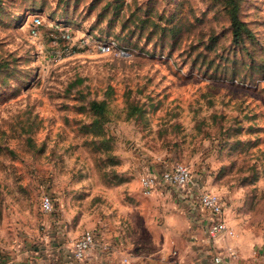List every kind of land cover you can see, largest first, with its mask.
Instances as JSON below:
<instances>
[{
  "label": "rangeland",
  "instance_id": "1",
  "mask_svg": "<svg viewBox=\"0 0 264 264\" xmlns=\"http://www.w3.org/2000/svg\"><path fill=\"white\" fill-rule=\"evenodd\" d=\"M226 2L0 0V256L49 249L54 227L150 250L127 213L147 208L140 175L175 162L264 249V0H237L241 42ZM82 34L116 48L80 47ZM91 100L106 102L100 126Z\"/></svg>",
  "mask_w": 264,
  "mask_h": 264
},
{
  "label": "crops",
  "instance_id": "2",
  "mask_svg": "<svg viewBox=\"0 0 264 264\" xmlns=\"http://www.w3.org/2000/svg\"><path fill=\"white\" fill-rule=\"evenodd\" d=\"M202 187L192 181L183 188L171 186L156 190L143 199V205H147V208L127 213L131 220L142 219L141 227L150 235V250L139 249L136 252L129 246L122 249L113 242L103 241L101 235L97 234L98 243L86 252L84 259L77 261L72 257L70 248L82 231L65 228L59 231L54 227L48 229L49 236L44 243L49 249L36 248L27 243L26 248L21 247L13 255H6L5 251L0 256V264H108L118 261L123 255L127 256L128 264H165L171 260L182 264H213L212 255L228 247L238 249V256L232 264H264V249L248 245L244 238H210L205 228V213L200 210L197 201ZM172 188L180 190L171 192ZM156 203L160 204L154 205ZM225 209L224 205L226 220L235 230ZM132 223L136 228L135 221Z\"/></svg>",
  "mask_w": 264,
  "mask_h": 264
},
{
  "label": "built area",
  "instance_id": "3",
  "mask_svg": "<svg viewBox=\"0 0 264 264\" xmlns=\"http://www.w3.org/2000/svg\"><path fill=\"white\" fill-rule=\"evenodd\" d=\"M35 22L32 23L31 31L33 34L37 33L36 25L40 22L38 16L33 17ZM56 28H59L55 24ZM62 29V28H61ZM64 32L62 36L70 39V27L63 28ZM77 45L80 47H87L96 49L98 52L109 53L116 48L115 42L110 38H99L92 34H82L77 39ZM119 53H124L122 49H119ZM141 192L144 195L152 194L159 189H165L168 187H180L183 188L192 182L191 169L179 162L173 163L171 166L161 169L157 172H144L139 178ZM198 207L205 213L206 223L205 228L207 234L211 239H222L224 237L235 236L236 232L234 228L229 225L224 213L225 200L223 197L207 188L200 190L197 196ZM41 207L44 211H51L53 208L51 195L49 193H43L41 196ZM97 233L90 228H87L81 232V234L75 238L71 244V255L77 260L84 259L86 252L98 243ZM238 256V249L236 247H228L225 250H218L212 255L213 264H232V261ZM108 264H128L127 256H121L116 262H109ZM165 264H182L179 261L171 260L165 262Z\"/></svg>",
  "mask_w": 264,
  "mask_h": 264
},
{
  "label": "trees",
  "instance_id": "4",
  "mask_svg": "<svg viewBox=\"0 0 264 264\" xmlns=\"http://www.w3.org/2000/svg\"><path fill=\"white\" fill-rule=\"evenodd\" d=\"M237 0H228L226 2L227 10L230 14V25L232 29V39L235 42H241L243 40L244 34L243 31H248V28L244 25L243 21L238 16L237 11ZM90 109L92 113L94 114V118L91 121V124L100 126L99 124L102 123V117H104L107 105L105 100H91L90 101ZM105 140L103 141V143Z\"/></svg>",
  "mask_w": 264,
  "mask_h": 264
}]
</instances>
